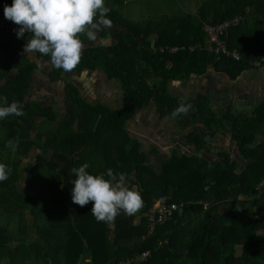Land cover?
I'll return each instance as SVG.
<instances>
[{
    "label": "trees",
    "instance_id": "obj_1",
    "mask_svg": "<svg viewBox=\"0 0 264 264\" xmlns=\"http://www.w3.org/2000/svg\"><path fill=\"white\" fill-rule=\"evenodd\" d=\"M105 2L109 12L98 17L96 24H105L102 20L106 19L116 26H102L98 34L92 28L86 32L94 31L111 43L83 48L80 62L72 70L100 71L116 82L122 97L119 109L84 100L77 87L64 78L68 71L53 68L49 57L39 53L32 55L48 61L47 80L64 86L67 116L60 119L52 106L25 100L39 67L23 52L32 34L26 32L18 39L16 24L0 29V53L7 66L4 74L16 71L0 87V102L3 98L8 103L16 101L23 113L39 118L35 125H19L21 134L10 135L26 144L25 156L32 150L36 153L31 163L20 166L19 160L18 164L19 179L26 183L27 192L0 193V213L7 218L6 228H0V261L116 264L149 251L136 264H264V102L251 114L234 115L229 106L214 112L206 95L174 96L167 90L170 82L184 83L210 69L236 80L253 70L254 62L262 66L264 0H209L193 14L160 15L145 24L130 23L120 15L124 0ZM11 3L0 0V14ZM236 16L243 19L225 38L227 47L239 53L238 61L209 50L203 32L205 23L219 24ZM80 39L83 43L93 40L86 33ZM164 46L184 49L159 53L157 49ZM181 101L192 107L172 120L194 155L172 152L153 169L126 126L135 111L150 104L160 118L169 119ZM196 127L212 134L227 131L244 161L242 168L226 151L213 163L203 158L200 153L209 147ZM26 139L30 140L26 143ZM85 162L94 175L108 169L117 178L119 173L126 175L129 187H136L143 199V207L136 212L138 223H134L135 213L123 212L111 223L97 222L91 213L92 202L83 207L73 203L72 169ZM13 181L11 177L5 180L10 188ZM160 197L182 204V212L175 211L148 233L146 214Z\"/></svg>",
    "mask_w": 264,
    "mask_h": 264
},
{
    "label": "clouds",
    "instance_id": "obj_2",
    "mask_svg": "<svg viewBox=\"0 0 264 264\" xmlns=\"http://www.w3.org/2000/svg\"><path fill=\"white\" fill-rule=\"evenodd\" d=\"M3 12L5 19L19 26L15 30L18 39L24 38L26 32L32 34L24 45L26 53L47 56L53 68L67 72L80 62L83 48L80 34L86 33L89 39H94V31L86 32V29H94L97 18L105 17L109 9L105 0H12L11 5L5 4ZM102 22L108 23L106 19ZM191 107L181 101L169 119L187 114ZM23 114L18 102L8 103L6 98L0 102V120ZM16 146L8 142V147ZM89 168L85 162L72 169L75 179L71 199L81 207L92 202L91 213L97 222L111 223L121 212L133 215L143 207L140 192L127 186L124 173H119L117 178L113 170L108 169L106 173L94 175ZM10 174L11 169L0 162V182L7 180Z\"/></svg>",
    "mask_w": 264,
    "mask_h": 264
},
{
    "label": "crops",
    "instance_id": "obj_3",
    "mask_svg": "<svg viewBox=\"0 0 264 264\" xmlns=\"http://www.w3.org/2000/svg\"><path fill=\"white\" fill-rule=\"evenodd\" d=\"M165 15L170 16L168 14ZM27 56L31 58L30 56L32 55L28 54ZM45 65L47 66V63ZM39 67L38 70L41 68ZM6 70L7 66L5 57L0 53V76H2ZM253 70H249L250 72H243L236 80H229L225 74L210 69L206 75L201 77H191L184 83L179 81L170 82V88L171 92H178L182 89L185 96L197 94L206 95L210 100V106L214 112H219L220 110L229 106L234 115L251 114L257 105L264 102V94L260 95L255 92V88L257 86L262 89L264 88V64L260 66V68H257V72H253ZM261 71L263 72V74L261 73ZM15 72L16 71L12 69L8 70V72L4 74V76L0 80V87L7 85L8 81L15 76ZM48 72L46 71L45 73H43V77L45 79H40L38 81L35 80V77L33 75V84L31 86L33 92L30 98L36 102L52 106L54 112L56 113V107L59 106L58 108H61L60 105H64L65 103V96L63 94L64 86L60 81L49 82V80H47V77H45V74H48ZM92 72L93 71L86 70L82 72L70 70L64 74V78L70 81L74 86H76L79 90L80 96L89 103L92 102L91 100H95V98H98L99 96L100 98H102L105 95V88L102 87V83L100 84L98 80H96L98 76H95L97 77L95 79L96 81H92L94 80L92 79L94 77V72ZM43 90H45L46 92H42ZM93 92L94 94H92ZM38 95H42V97L44 98H40ZM35 97H39L38 99L43 101H38V99H34ZM121 98L122 97L120 94L119 104L121 102ZM108 107L111 108L110 106ZM154 107L155 106L153 104H150L146 108L135 111L133 119L126 126L128 135L141 143L140 148L145 154L147 153L146 156L148 155L147 159L151 163L150 166L153 167L155 164L157 165L159 162L168 158L171 153L175 151V149L179 154L194 155V153H192L190 150L191 147L186 145L187 143L183 139L184 135L180 131L175 121L168 118H160ZM117 108H121V105H118V107H116L115 109ZM35 115L36 114L33 115L24 113L22 116L12 115L3 120H0V150L3 151L4 149L2 148H5L4 146L10 148L8 147V142L12 141L13 143L17 144L15 148H11L16 150L15 155H23V153L25 152L24 148L26 147V144L23 143L22 140L16 139L15 137H12L10 135L21 134V128L19 127V125L22 127L27 125H35ZM155 120L170 121L169 123H167V126L172 127V129L174 130L173 133L177 135L176 137L179 136V138H176L178 139L176 141V146L171 143L169 144L170 148L172 146V148L167 151L169 153L166 152L167 148H165L162 143L163 140H165L163 138L165 134L167 132H170L168 131V129L163 127V123H161V126L159 127L154 126ZM196 129L199 131L202 139L211 136L210 138L214 141L212 144H210L208 142L210 141V139H208V141L206 140L205 145L208 146L209 149L207 152L200 153L203 158L213 163L218 160L217 157L219 153L226 151L230 154L231 158L237 161L238 167L242 168L244 161L239 158L235 144H231L232 141L230 140V136L227 131H221L216 134H212L205 132L203 127H196ZM148 130L152 133H150ZM153 134H158L159 138L161 136L163 140L153 142V144H149V147L147 146L148 149H145L143 141L150 138L148 135L152 136ZM219 135H222L224 137V140L222 141L224 143L222 145H220L222 142L218 141V137L217 140L215 139V136ZM212 150L215 152L213 153ZM150 153L152 154L151 156L149 155Z\"/></svg>",
    "mask_w": 264,
    "mask_h": 264
},
{
    "label": "rangeland",
    "instance_id": "obj_4",
    "mask_svg": "<svg viewBox=\"0 0 264 264\" xmlns=\"http://www.w3.org/2000/svg\"><path fill=\"white\" fill-rule=\"evenodd\" d=\"M207 1H209V0H124V5L119 9V11H120V15L125 20L129 21L130 23H139V24L143 23V24H145L147 21L154 20V17L162 15V14L163 15L168 14L170 16H178V17L181 15H184L186 13L193 14L194 12L197 11V9L199 8V6L201 4H203L204 2H207ZM105 5L108 8L109 4L107 2H105ZM11 24H14V23L11 22ZM102 26L109 27V26H116V24L105 23V24L99 25V23H97L96 27L94 28V31L96 34H98V31L100 30V28ZM110 43L111 42L108 38H102L101 39L98 37V35H96L92 41L84 42L83 48L93 47V46H107V45H110ZM23 52H25L24 47H23ZM29 54L32 55V53H29ZM30 57H31L30 59H32L37 65H39L41 67V68L39 67L40 69L36 70V73L33 74L35 77V80L38 81L40 79H45L43 77V75H44L43 73H45L46 71L48 72L50 70V66H49L48 61H45L43 59H37L33 55ZM46 63H47V66L45 65ZM253 67H254V69H256V70H253V72H257V68H260V65H254L253 64ZM93 72H94V77L92 79H94V80H92V81L94 82V81L98 80V82L100 84L102 83V85H103L102 87L105 88V91H104L105 95L102 98H100V96H99L98 98H95V100L90 99L92 101L91 103L95 104L97 102H102V103H105L106 105L110 106L112 109H115L116 107H118V105L120 106L121 105V102L119 104V98H120V94H121L120 93V86L114 81L107 80L100 71H93ZM261 73L263 74L262 71H261ZM89 74H91V73H89ZM257 74H259V73H257ZM95 76H98V78ZM170 87H171V85L169 83L167 90L172 95H174V96H185L184 91L182 89L179 90L178 92H176V91L171 92ZM42 92H46V91L43 90ZM255 92H257L260 95L264 94V88L262 89V88H259L257 86L255 88ZM92 94H94V92ZM38 96L40 98H44V97H42V95L41 96L38 95ZM38 98L35 97L34 99H38ZM38 101H43V100L38 99ZM58 107H56L57 116L60 119H64L66 117V114H67V109H66L65 103H64V105H60L61 108H58ZM35 118H36V120H39V118L36 115H35ZM36 120H35V122H36ZM169 122L170 121H164V120H158V121L155 120L154 121V124H155L154 126L159 127V126H161V123H163V127L168 129V131L172 135L168 132L165 134V136L163 138L167 142L165 140H163V138L161 136L159 138L158 134H153L152 136L148 135L150 138L145 139L143 141V144L145 145V149L146 148L148 149L149 144H153V142H156L158 140H163L162 144L165 146V148H167L166 152L172 148V146H171V148L169 147L170 143L174 144L176 146V144H177L176 141L178 140L176 138H179V136L176 137L177 135L173 133L174 130L172 129V127L167 126V123H169ZM30 133H31L30 135H31V139H32V137L35 135V132L32 131ZM150 133H152V132H150ZM210 137L211 136H209L207 138H203V142L205 143L206 140L208 141V139H210V141H208V142L210 144H212L214 141ZM217 137L219 138V140H218L219 142H222L224 140V137L222 135L215 136L216 140H217ZM29 140L26 139L25 142L27 143V141H29ZM223 143L224 142H222L220 145H222ZM231 144L234 145L233 142ZM186 145L191 147L188 144H186ZM4 147L5 148H2V149H4L3 151L0 150V162L5 163L11 169V174L9 177L14 179V181L11 184L12 188H10L8 185H6L5 181L0 182V193H2V194L3 193L4 194H11L12 193L13 194V192L15 193V190H17V189H19L22 192H27V190H24L26 183L23 182V179H19L18 164H19V160H20V166H24L27 163H31V161L35 157L36 151L35 150L29 151L26 156H25V154H26V151H25L23 153V155H24L23 156V155H15V151H16L15 149L7 148V146H4ZM0 149H1V147H0ZM190 150L192 153H194L193 147H191ZM173 152L178 153V151L176 149ZM214 152L215 151H213V153ZM167 153H169V152H167ZM149 155L151 156L152 154L150 153ZM14 156H17V157H14ZM217 159H218V157H217ZM155 167H156V164L153 166V169H155ZM126 184H127V186H129V183L127 181H126ZM132 188L137 190L136 187H132ZM135 216H136V218L134 220V223H138L139 215L137 216V214L135 213ZM6 220H7L6 215L3 213H0V228L1 229L6 228V226H5ZM30 236L32 237V235H30ZM0 263L5 264V262L3 260L0 261Z\"/></svg>",
    "mask_w": 264,
    "mask_h": 264
},
{
    "label": "built area",
    "instance_id": "obj_5",
    "mask_svg": "<svg viewBox=\"0 0 264 264\" xmlns=\"http://www.w3.org/2000/svg\"><path fill=\"white\" fill-rule=\"evenodd\" d=\"M243 18L241 16H236L232 19L225 20L219 24L205 23L203 27V32L205 37L208 40V48L216 55H221L228 57L232 60H240L239 53L234 49H229L226 43V33L227 31L237 26ZM11 24L10 20L4 18V14H0V29L7 30ZM199 47V46H195ZM183 46H164L159 47L157 50L159 53H169L175 54L180 50H183ZM190 50L195 49L190 46ZM156 50L154 49V52ZM254 65H259L258 62H254ZM207 207V204H204V208ZM182 209V204L168 203L166 197H160L154 201L152 207L146 214V220L148 223V233H151L154 228L158 225L164 223V221L174 214L175 211ZM150 255L149 251L136 254L132 258H127L124 261H121L116 264H136L143 262Z\"/></svg>",
    "mask_w": 264,
    "mask_h": 264
},
{
    "label": "water",
    "instance_id": "obj_6",
    "mask_svg": "<svg viewBox=\"0 0 264 264\" xmlns=\"http://www.w3.org/2000/svg\"><path fill=\"white\" fill-rule=\"evenodd\" d=\"M32 92H33V91H32V89L30 88V92L27 94V96H25V100H27V99H31L30 96H31ZM181 212H182V209L179 210V213H181Z\"/></svg>",
    "mask_w": 264,
    "mask_h": 264
}]
</instances>
